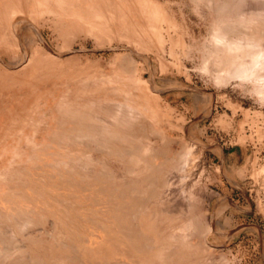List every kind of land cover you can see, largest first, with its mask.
<instances>
[{"label":"rangeland","instance_id":"1","mask_svg":"<svg viewBox=\"0 0 264 264\" xmlns=\"http://www.w3.org/2000/svg\"><path fill=\"white\" fill-rule=\"evenodd\" d=\"M60 2L0 0V196L28 195L67 245L11 234L12 246L49 264H264V0ZM61 5L93 8L84 18ZM31 61L46 79L38 93L35 72L22 73ZM67 106L93 113L106 132L138 127L126 138L139 154L132 174L129 159L88 156L114 167L120 185L147 191L143 171L154 165L159 187L93 205L46 180H8L36 154L35 165H53L64 181L90 175L81 147L56 146L49 157Z\"/></svg>","mask_w":264,"mask_h":264},{"label":"bare ground","instance_id":"2","mask_svg":"<svg viewBox=\"0 0 264 264\" xmlns=\"http://www.w3.org/2000/svg\"><path fill=\"white\" fill-rule=\"evenodd\" d=\"M62 8L65 11L82 10L85 13L84 18H86L87 17L86 10H89L90 8H93V7H62ZM222 32L224 33V31ZM39 57L37 59H39ZM31 62L32 63H30L29 66H27L23 70L22 73H31L32 70L35 72V73L33 72L34 75H32L34 76V81H32V85L35 88V90H37V93H38V91H40L42 87V83H45L46 79L44 80L42 78V74H40V69L42 68L40 65L41 63L37 62L38 64H36V62H33V61ZM17 77L18 75L16 76V78ZM48 77H49V74H48ZM29 79L30 78H28V80ZM29 84L31 83H28V85ZM28 109L29 108H26L27 111ZM65 109H66L65 111L66 117H65V120L63 119V122L61 123L63 126L60 124V128L55 127V129L53 130V134L48 137L47 148L49 149V152H50L49 157L51 159L53 158L52 155L55 154L53 150H55L56 146H59V148L60 147L61 148H70V147L72 148L73 146L83 148L84 150H86L87 157L89 159V161L85 163V165H83V170L87 173H90V175H87L86 177H84V179L86 180L83 183H72L68 180L64 181L65 176H63L61 173H59L61 175H58L52 172L53 165L51 164H49L50 165L49 168H45V169L39 168L37 165H35L40 157L38 154L29 157L28 159L29 163L27 161L28 164H25L24 167H22L21 169H18L16 173H12L9 176L7 175L8 180H11V181L20 180L21 182L22 181L24 182L26 180H30V181L36 180L38 182L41 180L42 181L46 180L44 182H50L49 188L59 191L63 196L72 197L71 195L78 194L81 197L86 198L88 202L90 201L91 203H93V205L100 203L106 197L110 199L113 198V200H115L117 197L118 198L127 197V198H135V199L143 198L145 196H148L149 194H152L154 190H156L159 187L161 170L156 168L154 165H151V168H148L149 165H146V169L143 171L145 172L144 175L142 176L143 183L147 185L146 187L148 189L147 191L143 189L141 190L137 184H134L132 182L123 183V185H120L119 183L116 182V179H115L116 169L114 167H111L108 164H104L103 161L100 160L98 157L94 159L93 156L92 157L88 156L89 153L96 154L97 152V153H106L108 154V156H112V157L117 156L118 158L124 157L126 159H129L128 160L129 162H127V165H126L127 167L125 168V170L128 171V173L132 174L133 172H135V170H137L136 161H137V158L139 157V154H138L136 146L134 144L132 145L126 138H127V133H130L131 135L139 133L140 129L138 127L136 126L134 127V124H129V123L121 127V125L116 123L114 126H112L110 131L106 132L104 128L95 124L96 123L94 122L95 116L93 115V113L88 114L87 111L78 110L76 108H73L72 110L68 106ZM52 110L54 111L56 110V108L53 107V109H51L48 112H51ZM71 114L72 116H68ZM24 118H26V116H24ZM28 125L26 124V126ZM32 128H33V125H32ZM143 131L144 130H142V132ZM59 133L62 135H58ZM141 136L146 138V135L144 134ZM11 155H12V160L10 161V166H12V163L15 162L14 156H18L19 154L14 150L12 151ZM150 159L152 161L154 160V158H150ZM149 169L152 170V172L149 173ZM9 170L11 171V169ZM87 180H89L90 182ZM121 187H124L125 189L121 190ZM43 188H46V187H43ZM26 202L29 204L28 195L26 196L25 194L19 193L17 191H8L4 195L0 196V264H15L14 260L11 259L12 258L11 256L12 255L14 256L16 254L19 255L17 259L19 263L17 264H49V263H46V261L41 260L37 256V254L32 253L28 250H25L24 246L13 247L12 239L14 238V236L12 235H22V238H23L22 240L26 241L29 245H33V246H39L41 244H51V245H57L60 247L67 246L65 242L66 238L62 232H58L56 222L46 223L42 221L40 213H38L36 211L37 209H35L37 208V206H35L34 209L31 208V205L35 203L32 201L33 203L31 202L30 205H26ZM40 226H44V229L35 230L36 228ZM21 256L23 258H21ZM68 258L69 257L67 256V258H64L62 260L61 259L55 260L53 264H65L68 261Z\"/></svg>","mask_w":264,"mask_h":264}]
</instances>
